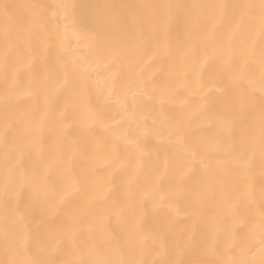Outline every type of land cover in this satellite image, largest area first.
<instances>
[{"label":"snow or ice","instance_id":"snow-or-ice-1","mask_svg":"<svg viewBox=\"0 0 264 264\" xmlns=\"http://www.w3.org/2000/svg\"><path fill=\"white\" fill-rule=\"evenodd\" d=\"M3 13L10 19L11 10L17 5L3 4ZM30 19L18 23L10 32L5 28L0 64L3 67L5 83V114L2 133L5 141L3 166L0 167V195L3 197V217L0 220V234L5 259L0 264H264V101L258 118L246 123L240 134L232 133L239 119L237 109L229 104L217 118L223 131L218 154L201 158L198 147L183 142L184 127L181 124L167 125L168 143L180 146L182 156L177 169L180 179L189 171L198 170L201 178L191 185L173 184L171 191L186 198L190 207L192 223L180 235L171 239L161 238L154 254L162 258L154 261L141 260L131 253L138 247V234H129L127 239L115 236L84 241L91 231L89 221L93 214L108 206L107 189L94 178L83 180L67 176L60 190L53 189L48 181L47 168L41 165L30 174L21 171L17 163L23 152V140L9 145V136L18 124L28 122L36 128L42 122L40 117L55 119L62 123L63 108L74 106L84 97V87L90 76L87 59L76 52L73 44L79 46L81 29L87 30L85 40L91 51L98 53L105 65H112L130 52L146 47V38L158 34L160 43L166 45L175 32L177 54L184 62L192 58V70L196 75L204 69L209 59L215 57L221 71L230 78L238 75L248 60L257 58L264 84V0L244 3H190L176 4L162 0L153 4H108L99 6L102 24L90 25L81 19L71 30L67 23L56 19L61 15L65 20H75L77 5L67 2L55 4H28ZM43 33L55 41L57 63L64 69L63 78L57 80V88L63 89L62 97L53 98L50 85L29 80L28 91H17V62L25 56V44L34 32ZM242 37L237 42L236 37ZM257 40L259 42L257 53ZM201 48L205 52L201 54ZM209 50L212 56H209ZM30 64V60H27ZM231 79L225 81V87ZM133 95L137 91L146 95L148 86L143 81H125L122 85ZM29 95L35 103L27 111L17 114L9 106L16 96ZM109 101L114 97L105 90ZM117 103H122L117 101ZM132 106H121L122 113H129ZM98 119L102 117L98 115ZM115 139L123 136V126L112 130ZM137 151L142 154L137 144ZM259 154L261 159L259 211L242 219L235 212L240 204L249 208L256 204L253 184L252 161ZM187 157V159H184ZM175 158L167 154L161 159L159 153L148 169L149 177L158 179L166 174ZM22 193H30L42 206V214L61 206L68 224L59 230L46 229L26 231L19 209L13 207ZM218 211L213 213L209 205ZM230 216L232 228L228 236L232 241L229 257L217 260L215 251L208 241L216 234L219 214ZM68 246L72 258L61 261L58 255ZM234 253V255L232 254ZM260 260L257 262L256 255Z\"/></svg>","mask_w":264,"mask_h":264},{"label":"bare ground","instance_id":"bare-ground-1","mask_svg":"<svg viewBox=\"0 0 264 264\" xmlns=\"http://www.w3.org/2000/svg\"><path fill=\"white\" fill-rule=\"evenodd\" d=\"M67 2L77 5L75 20H65L61 15L57 23H67L71 30L81 19L90 25L102 24L99 6L108 4H153L162 0H0L3 4L17 5L11 10L10 19H6L0 7V55L3 50V35L7 27L12 32L18 23L27 22L30 17L28 4H55ZM176 4L190 3H244L258 0H169ZM87 30L81 29L79 46L73 47L83 55L90 65V76L84 87L82 101L74 106L63 108L62 123L41 115V123L30 128L28 122L17 125L9 136V145L23 140L25 147L17 163L22 172L31 173L41 165L46 166L50 186L60 190L68 177L83 180L94 178L107 189L108 206L93 214L89 221L91 231L84 241L102 236H115L127 239L129 234H138V247L131 253L141 260L161 259L154 254L161 238L171 239L178 236L192 223L190 207L186 198L173 193V184L191 185L201 178L198 170L189 171L181 180L178 175L179 159L182 156L180 146L168 143L167 125L176 123L184 127L183 142L195 144L201 158L218 154L223 138V131L218 126L217 118L222 115L226 105H233L239 119L233 126L232 133L239 135L248 121L258 118L261 102L264 101V84L257 58L248 60L242 71L230 78L229 73L221 71L220 63L215 58L209 59L204 69L196 75L192 70V58L181 62L177 54V36L175 32L166 45L160 43L158 34L146 38V47L130 52L117 60L115 64L105 65L101 56L91 51L85 40ZM242 37H236L239 42ZM259 42L257 40V53ZM205 52L204 48L200 50ZM209 56H212L209 50ZM25 56L17 62V91L26 93L29 80L45 82L52 89V97H62L63 89L57 88V80L63 78L64 69L57 63V49L54 40L43 33L34 32L25 44ZM231 79L228 87L225 81ZM127 81H143L148 86L146 95L139 91L133 95L122 85ZM105 90L114 99L109 101ZM5 83L3 67L0 64V129L5 114ZM121 101L122 103H117ZM35 101L29 95L16 96L9 106L17 114L27 111ZM132 106L129 113H122L121 106ZM98 115L102 117L98 119ZM123 126V136L115 139L112 130ZM137 144L142 154L137 151ZM5 141L0 130V167L3 166ZM159 153L161 159L167 154L175 158L166 174L158 179L149 177L148 169ZM187 159V157H184ZM261 159L257 154L252 161L253 184L256 204L249 208L240 204L235 212L242 219L252 212L259 211ZM13 207L19 209L24 217L26 231H35L40 226L59 230L68 224L63 208L57 206L42 214V206L30 193H22ZM213 213L218 209L209 205ZM3 197L0 195V220L3 217ZM231 218L219 214V226L216 234L208 241L214 249V259L224 260L229 257L232 241L229 229ZM234 255V253H232ZM72 250L65 246L58 255L61 261L72 258ZM5 259V252L0 234V260ZM259 262V253L256 255Z\"/></svg>","mask_w":264,"mask_h":264}]
</instances>
